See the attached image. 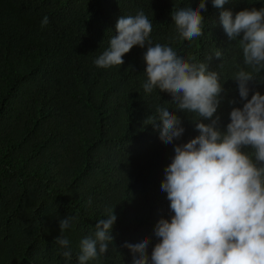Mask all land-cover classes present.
Here are the masks:
<instances>
[{
    "label": "trees",
    "instance_id": "1",
    "mask_svg": "<svg viewBox=\"0 0 264 264\" xmlns=\"http://www.w3.org/2000/svg\"><path fill=\"white\" fill-rule=\"evenodd\" d=\"M199 0H0V264H78L79 241L94 234L98 219L114 209L108 252L89 264H133L123 245L147 237L148 255L157 242L154 227L170 218L160 189L174 144L199 135L167 92L145 93V48L134 46L124 64L98 68L94 60L116 34L119 17L143 10L152 22L153 44L171 46L189 62H206L220 73L224 91L216 115L230 122L233 107L246 102L231 78L243 64L220 13L264 8V0H207L203 35L181 39L172 20L180 7ZM49 22L41 26L43 17ZM239 39V38H238ZM249 95H264V70L253 71ZM234 100L232 104L230 101ZM181 118L179 141L165 144L151 124L157 106ZM208 123V121H204ZM246 150V149H245ZM89 200L91 203H89ZM76 220L64 235L72 259L55 242L59 221Z\"/></svg>",
    "mask_w": 264,
    "mask_h": 264
},
{
    "label": "clouds",
    "instance_id": "2",
    "mask_svg": "<svg viewBox=\"0 0 264 264\" xmlns=\"http://www.w3.org/2000/svg\"><path fill=\"white\" fill-rule=\"evenodd\" d=\"M226 2L211 0L217 8ZM202 11H207V0H199L195 8L172 11L181 39L192 41L203 35ZM48 22L43 17L41 26ZM220 23L241 48L243 64L255 72L264 70V8H245L235 15L221 11ZM115 32L94 64L105 69L121 66L134 46L146 47L144 92L158 89L170 94L169 102L178 111L194 114L191 120L199 132L188 142L174 144L185 131L181 118L159 105L156 115L148 117L161 141L174 144V156L160 184L173 214L157 221L153 230L157 242L150 258L147 237L123 245L132 253L133 264H264V95L255 92L248 99V83L256 77L253 71L240 68L231 78L246 102L231 109L230 122L222 127L216 113L224 89L220 73L209 70L213 58H222L220 50L208 56L207 63H195L171 46L153 44L152 22L143 10L119 17ZM106 211V217L97 220L94 234L79 241L78 264H89L108 252L117 217L114 209ZM75 220L74 216L61 219L55 239L66 249L62 255L67 260L72 259V251L64 233Z\"/></svg>",
    "mask_w": 264,
    "mask_h": 264
}]
</instances>
